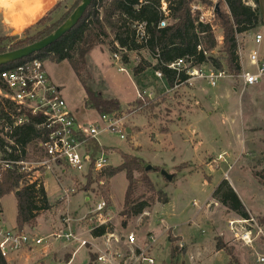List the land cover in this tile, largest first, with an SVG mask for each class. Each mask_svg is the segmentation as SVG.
Returning <instances> with one entry per match:
<instances>
[{
	"label": "rangeland",
	"instance_id": "1",
	"mask_svg": "<svg viewBox=\"0 0 264 264\" xmlns=\"http://www.w3.org/2000/svg\"><path fill=\"white\" fill-rule=\"evenodd\" d=\"M75 1H68L66 7H70ZM205 1L208 8H217L219 4V0ZM243 2L254 8L250 0ZM0 6L3 7V3H0ZM257 6L261 23L259 29L254 32L264 34V0H258ZM29 7L16 11V14H24L30 10ZM6 10L12 12L9 8ZM63 13L62 7L57 8L47 17L44 25H49ZM213 33L217 48L211 55L218 59L223 36L215 24ZM96 53L99 56L96 63L104 65L98 67L99 72L90 66L92 70H86V84L90 89L109 91L106 96H115L123 105L135 100L139 90L145 91L146 94L152 93V98L144 97L140 106L129 105L127 113L123 110L116 112L128 117L125 126H131L130 134L125 132L124 139L105 131H100L96 136L99 144L114 149L113 152L103 150L108 156V165L117 166L123 153L140 158L145 167L152 169L147 176L155 191L166 192L169 201L164 206L155 203L140 217L129 219L124 226L125 219L119 214L127 186L124 173H119L112 179L105 178L106 170L98 174L92 173L89 175V182L84 178V172L67 170L66 177L63 176L61 182L62 186L67 185L66 180L70 179L68 176L77 177L71 182L76 188V193L67 206L69 215L75 220L81 219L102 199L109 203L110 211L114 213L111 225L113 226L115 219L117 225L113 229L116 233L158 237L152 252L156 264H264V229L260 227L259 233L256 220V217L264 218V187L255 177V173L264 168V80L244 91H241V86L234 79L219 80L215 88L203 83L196 85L194 80H191V84H184L175 90L167 87L165 82L154 80L152 72L146 71L139 75L137 86L131 72L135 66L133 60L124 67L125 72H119L113 60L100 49L90 52V56L94 57ZM259 53L264 54V41ZM44 68L49 74L53 71L52 80L55 79L60 85L66 107L72 108V111L69 107L67 110L75 115L77 121H98L103 127L101 115L83 106L85 91L69 64L45 62ZM105 69L112 74L105 73ZM223 70L227 75L235 76L224 67ZM192 102L194 110L188 114L187 125L194 130V137H189L185 136L182 129H178V118L189 112ZM27 152L29 160L36 158L34 147H29ZM182 163H189L190 166L176 171L175 167ZM154 167L175 175L172 182L166 181L160 172L153 171ZM40 174V180L44 178L47 200L53 204L63 193L52 172ZM134 179L137 182V197L145 190L139 185L138 176L135 175ZM222 180H226L229 185L230 182L235 184L239 199L249 210V221L242 225L244 229L240 232L244 234L250 229L249 225L252 226L251 244L245 245L241 241L233 240L229 221H240L242 218L227 213L211 197L214 188ZM85 197L89 198V202H85ZM0 202L5 214L10 218L15 207L14 194H9ZM65 212V205L59 203L55 214L41 215L38 223H43V230L37 229L36 234H49V227L51 229L54 224L62 222ZM160 218L163 220L162 224L159 223ZM85 236L89 237L87 233ZM218 239L223 241L224 250H216ZM175 248L178 254L171 260V250ZM87 252L85 248L79 250L75 258L76 264H89ZM53 258L57 260V256ZM33 263L34 261L31 264Z\"/></svg>",
	"mask_w": 264,
	"mask_h": 264
},
{
	"label": "trees",
	"instance_id": "2",
	"mask_svg": "<svg viewBox=\"0 0 264 264\" xmlns=\"http://www.w3.org/2000/svg\"><path fill=\"white\" fill-rule=\"evenodd\" d=\"M162 1L167 6V25L158 28L159 22L165 18L161 11ZM250 1L254 8L246 5L243 0H219L214 24L222 31L223 39L218 50L220 56L218 59L211 55L217 48L213 30L209 25L198 23L190 12L194 3L208 8L205 0H93L80 21L55 43L27 58L1 66L0 72L32 60L53 64L67 62L85 91L84 107L95 110L99 115H109L122 110V106L117 101L104 100L100 92L93 91L86 84V57L93 48L107 50L112 60L114 56H118L119 64L122 66H128L133 60L135 66L131 72L134 78L146 71L154 73L159 70L170 89L177 84H184L188 78L184 72L178 73L168 67L180 59L185 60L192 68L208 65L214 70H223L224 67L230 74L237 75L239 66L235 55V36L254 31L261 23L258 0ZM80 3L81 0H76L70 7H66L65 3L59 4L34 26L24 30L20 36L1 37L0 54L24 48L46 38L64 23ZM59 7L63 8L64 13L49 25H44L47 17ZM142 23L145 25L144 37L138 40L136 26ZM198 46H202V49L197 50ZM0 89H3L1 82ZM143 92L145 91L139 90V93ZM140 102L138 98L131 106H140ZM12 115H18L16 109L9 101L0 98V124L3 122L11 126ZM41 120L39 117H31V123L14 127L10 135L3 136L0 133V154L5 159L16 161L27 159L28 148L34 147V142L41 137L42 131L35 127ZM6 136H9L14 145H9ZM85 140L94 153L104 152L105 149L98 147L93 140L88 138ZM187 166L189 165L182 164L175 170L181 171ZM145 169L140 158L126 154H121V163L117 167L105 169L106 179H112L119 173L125 175L127 188L120 212V217L125 219L124 226L129 219L142 215L155 203L162 205L168 203L166 194L155 191L152 181L147 176L152 169L148 171ZM153 171L160 172V169L155 168ZM91 174L85 177L89 182ZM135 175L139 178V185L145 190L137 197ZM0 176V199L18 192L16 196L18 230L35 227L41 215L55 214L59 203L55 205L48 203L41 182L26 184L24 175L16 170L2 171ZM255 177L264 187V168L256 172ZM211 197L227 213L249 219L248 211L226 180H222L214 188ZM256 220L258 226L264 229V218L256 217ZM112 231V227L107 230L105 227H98L91 230L90 234L96 238ZM224 247L223 241L218 239L216 250H224ZM177 254V248L171 250L170 259L173 260ZM90 258L94 259L93 256ZM0 264H6L1 255Z\"/></svg>",
	"mask_w": 264,
	"mask_h": 264
},
{
	"label": "built area",
	"instance_id": "3",
	"mask_svg": "<svg viewBox=\"0 0 264 264\" xmlns=\"http://www.w3.org/2000/svg\"><path fill=\"white\" fill-rule=\"evenodd\" d=\"M166 9V3L162 1L161 11L165 18L159 22L158 28H164L167 25L168 12ZM190 12L198 23L209 25L212 30L214 29L215 7L206 8L201 4L194 3ZM144 26L143 23L136 26L138 40L144 37ZM235 39V55L239 66V73L235 76L227 75L224 70H214L208 65L192 68L183 59L177 60L168 67L178 73H185L188 78L184 84H191V80L194 82L201 80L210 87H215L219 80L234 79L241 86V91L255 87L264 80V55L259 53V48L264 41V34L251 31L236 35ZM201 49L202 46L197 47V50ZM113 60L115 63H119L118 56H114ZM119 71L124 72V69L119 68ZM154 76L159 80L163 79L159 70L154 72ZM0 82L3 86V89H0V98L9 101L18 112V115L11 116L13 121L11 126L3 122L0 124V133L3 136L10 135L14 127L31 123V117L42 118L41 122L35 124L36 129L42 131L40 139L34 142L36 158L32 161L28 158L16 161L5 159L0 154V172L16 170L24 175L26 184L31 185L40 183V172L54 173L61 170H73L84 172L83 175L86 177L89 173H101L108 167L106 155L102 152L94 153L85 138L91 139L99 145L96 136L100 131H105L117 134L120 139H124L128 117L117 113L101 115L100 120L103 123V128L97 123L79 125L75 115L67 110L60 90L48 78L44 63L38 60L28 61L0 72ZM184 84H177L173 88L177 89ZM144 97L152 98V93L146 94V92L139 93L138 91V98L143 100ZM82 136L84 138L80 139ZM6 139L9 145H14L9 136H6ZM75 191L74 187L64 190L59 202H67ZM111 220L107 203L99 200L81 221L88 224L91 232L98 227H105L107 230L112 227ZM248 221V219L229 221V231L234 241H241L245 245L252 243V226L249 225L250 229L244 234L240 232L241 229H244L242 225L247 224ZM61 223L63 228L54 231L46 238H38L19 230H10L4 225L0 205V255L7 258L8 255L22 249L47 248L50 240H56L67 244H76L77 249L88 246L95 249L91 264H155L152 252L158 237L154 235H146L140 242L134 233L119 235L113 230L100 237H92L95 244L90 245L87 240L81 239L70 229V218L64 216ZM261 229L258 226L259 233ZM262 261L263 259L260 260V262Z\"/></svg>",
	"mask_w": 264,
	"mask_h": 264
},
{
	"label": "crops",
	"instance_id": "4",
	"mask_svg": "<svg viewBox=\"0 0 264 264\" xmlns=\"http://www.w3.org/2000/svg\"><path fill=\"white\" fill-rule=\"evenodd\" d=\"M68 1L70 0H24V2L26 3L27 2V5L29 4V8L30 10L25 12L24 14H20V16H18L16 14V9L15 11H12V12H7L6 8L0 6V38L1 37H8L10 36L11 34H15V36L18 34L20 35L24 30L34 26L38 21H40L42 18H44L48 13H50L57 5L59 4H62V3H65L67 4ZM12 0H3V4L4 3H7L9 5H11V7L9 9L12 8V4H11ZM6 10V11H5ZM259 29V27H258ZM97 48H93L90 52H92L93 50H95ZM101 50V52H103L104 54L109 55V53L107 52V50L105 49H101V48H98ZM90 52L88 53L87 57H86V68L87 69H90V70H94V71H98V67L101 66L103 67V63H96V61H98V55L97 53L94 55V57H91L90 56ZM264 55V54H263ZM111 58V57H110ZM112 60V59H111ZM114 62V61H113ZM50 63V62H49ZM115 63V62H114ZM118 67L117 71H119V68H122L124 69L125 66H122L121 64H117L115 63ZM51 66V65H49ZM92 68H90V67ZM105 73L107 74H112V72L110 71H107L105 69ZM47 72V70H46ZM51 72L53 73V71L51 70ZM51 72L50 74L47 72L46 74L48 75V78L50 79L51 83L57 87L59 90H61V87L60 85L58 84V82L54 79V81L52 80V76H51ZM120 72V71H119ZM124 72H125V69H124ZM153 74V77L155 78L154 76V73L152 72ZM141 75V74H139ZM139 75L134 78V80L136 81V84L138 83V77ZM154 80L156 81H160V82H165L164 81V78L162 80H159L157 78H155ZM222 80H225V81H229L228 79H222ZM221 81V80H220ZM105 82V81H104ZM203 83L205 86H208L210 87L205 81H201V80H196L195 81V84L199 85ZM80 84V82H79ZM166 84V83H165ZM138 85V84H137ZM217 86V85H216ZM215 86V87H216ZM168 87V86H167ZM215 87H210V88H215ZM93 91H97V92H100L102 94V97L104 100H114V101H117L121 106H122V110L127 113V108H130L129 105H132V103H134L137 99H138V91H137V98L135 100H133L131 103H128V104H122L120 101L116 100L115 96H111V97H107L106 96V93L108 92H104L100 89H97V88H91ZM173 89V88H172ZM178 89V88H177ZM175 89V90H177ZM235 91V89H233ZM193 92V96L192 98L194 99V90L192 91ZM110 93V92H109ZM115 98V99H114ZM84 99L85 97L83 98V106H84ZM194 101V100H193ZM69 107L70 111H72V108L70 106H67ZM190 110L187 114H182V116L180 118H178V122H179V126L180 128L178 129H182L183 133L185 134V136H193L194 137V130L193 129H190V126L187 125V120H188V114H191L190 112L192 111V109L194 110V103L192 102V105L189 107ZM86 109V108H85ZM88 110H91V109H88ZM95 111V110H94ZM96 112V111H95ZM97 113V112H96ZM116 114V112H113L111 114ZM130 113V112H129ZM98 114V113H97ZM120 114V113H119ZM77 120V119H76ZM101 121V120H100ZM77 123L79 125H86L88 123H79L77 121ZM89 123H97L98 126L101 127V123H99L98 121H93V122H89ZM104 127V126H103ZM102 127V128H103ZM131 127V126H130ZM130 127H126V133L130 134ZM185 130V132H184ZM193 140V139H192ZM99 144V142H98ZM97 145V144H96ZM98 147L100 148H104V149H107V150H112L111 152H113V148L111 147H105L101 144L97 145ZM132 148V146H131ZM134 148V147H133ZM111 154V153H110ZM125 154V153H123ZM128 155V154H127ZM108 156L106 155V158ZM136 157V156H134ZM121 163V156H120V162L119 164ZM118 164V165H119ZM182 164H188L190 166L189 163H182ZM180 164V165H182ZM117 165V166H118ZM179 165V166H180ZM115 166V167H117ZM108 167H111L108 165ZM155 168H159V167H154ZM160 169V168H159ZM176 169V167H175ZM58 172V171H57ZM55 175V179H56V182L58 184V186L60 187V190H61V193H63L64 190L66 189H70V188H73L72 186V179L73 178H77L76 176H68L70 179L66 180L67 185H63L61 184L62 182V179H63V176L66 177V170H61L60 172L56 173L54 172L53 173ZM85 178V177H84ZM165 179V178H164ZM69 180H70V184H69ZM166 180V179H165ZM41 184L43 185V188H45V184H44V178L43 180L41 181ZM230 185L232 187V189L234 190V192L236 193V186L235 184H233L232 182H230ZM127 188V186H126ZM76 189V188H75ZM45 190V189H44ZM126 190V189H125ZM46 192V191H45ZM165 192V191H164ZM76 193V191H75ZM72 194L68 201L63 203L66 207V212H65V216H67L68 218L71 219V223H70V229L78 236H80L81 239H84V240H87L89 242L90 245L92 244H95V241L92 239L91 237V234H90V231H89V226L86 222L83 223L82 217L81 219H73L69 213H68V210H67V206H68V203L70 202V199L75 195ZM166 193V192H165ZM12 194V193H10ZM14 196H15V204H14V210H13V214L12 216L9 218L7 217V215L5 214L4 210H3V207L1 206V210H2V213H3V218H4V225L7 229H10V230H18L17 229V224H16V218H17V202H16V195L15 193H13ZM125 194V193H124ZM167 194V193H166ZM237 196H239L238 192L236 193ZM9 195V194H8ZM8 195L2 197L0 200H2L3 198L7 197ZM46 196H47V192H46ZM239 198V197H238ZM102 200V199H100ZM99 201V200H98ZM168 201H169V197H168ZM241 201V200H240ZM60 203L59 202V199H56V201L50 205H55L56 203ZM85 202H89V198L88 197H85ZM242 202V201H241ZM243 204V203H242ZM0 205H1V202H0ZM244 205V204H243ZM107 206H108V211H109V214L110 216L112 217V220H113V211L111 212L110 211V206H109V203H107ZM123 206V204H122ZM164 206V205H162ZM244 207L246 208L247 211H249L247 209V207L244 205ZM122 210V208H121ZM121 212V211H120ZM112 213V214H111ZM144 213V212H143ZM249 213V212H248ZM120 214V213H119ZM115 216V215H114ZM141 216V215H140ZM138 216V217H140ZM39 219V218H38ZM38 219H37V222H36V225L35 227L33 228H28V227H24L23 229L19 230V231H23V232H26V233H30L32 234L33 236L35 237H38V238H46L48 237L51 233H53L54 231H57V230H61L63 228V225L61 222H58L57 224H54L51 229L49 227V234H47L46 236H39L38 234H36V230L37 229H40L42 226H43V223H38ZM163 220L160 218L159 219V223L162 224ZM117 223L115 222V219H114V222H113V226H116ZM42 229V228H41ZM43 230V229H42ZM114 230V229H113ZM115 231V230H114ZM116 232V231H115ZM136 232V231H135ZM87 233V236H85ZM118 234V233H117ZM137 234V233H136ZM138 237V239L140 240V242L143 241L144 239V236L143 237H139V235L137 234L136 235ZM61 243V244H60ZM61 245V246H60ZM82 249V248H81ZM87 249V253H88V259L94 255V251L95 249H92L91 247H87L85 248ZM80 249H77V245L76 244H67V243H64L62 241H56V240H50V243H49V246L47 248H42V247H39V248H32V249H22L18 252H15V253H12L10 255H8L7 258H4V260L6 261V264H31L33 261L34 263L33 264H58V263H61V264H65V263H68L70 262L71 264H76V254L79 252ZM42 252V254H41ZM56 257L57 256V260L55 261V259L53 257ZM61 257V258H60ZM61 259V261H60ZM91 258H90V261H89V264H91ZM155 264H156V261H155Z\"/></svg>",
	"mask_w": 264,
	"mask_h": 264
},
{
	"label": "water",
	"instance_id": "5",
	"mask_svg": "<svg viewBox=\"0 0 264 264\" xmlns=\"http://www.w3.org/2000/svg\"><path fill=\"white\" fill-rule=\"evenodd\" d=\"M92 1L93 0H81V3L64 21V23L46 38L24 48L0 54V67L27 58L35 53L41 52L48 46L55 43L63 35L69 32L78 23V21H80L84 12L91 5ZM150 169L151 167H146L145 170L148 171ZM160 175L163 176L168 182L173 179V175H170L163 170L160 171ZM15 195L17 196L18 192H15Z\"/></svg>",
	"mask_w": 264,
	"mask_h": 264
},
{
	"label": "bare ground",
	"instance_id": "6",
	"mask_svg": "<svg viewBox=\"0 0 264 264\" xmlns=\"http://www.w3.org/2000/svg\"><path fill=\"white\" fill-rule=\"evenodd\" d=\"M28 6L29 4L27 5V2L25 3L24 0H15V2L12 5L11 11H15L16 7H17L16 11H18V10H23L24 8Z\"/></svg>",
	"mask_w": 264,
	"mask_h": 264
},
{
	"label": "clouds",
	"instance_id": "7",
	"mask_svg": "<svg viewBox=\"0 0 264 264\" xmlns=\"http://www.w3.org/2000/svg\"><path fill=\"white\" fill-rule=\"evenodd\" d=\"M2 2H3V0H0V3H2ZM3 7L7 9V8H10L11 5H9V4H7V3H4V4H3Z\"/></svg>",
	"mask_w": 264,
	"mask_h": 264
}]
</instances>
